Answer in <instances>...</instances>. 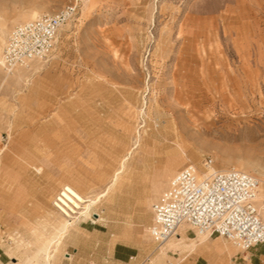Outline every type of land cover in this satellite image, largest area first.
<instances>
[{"label": "rangeland", "instance_id": "obj_1", "mask_svg": "<svg viewBox=\"0 0 264 264\" xmlns=\"http://www.w3.org/2000/svg\"><path fill=\"white\" fill-rule=\"evenodd\" d=\"M66 8L48 61L0 65L2 260H41L63 185L99 194L132 152L92 208L98 220L76 219L78 237L102 229L133 246L137 264H264L263 247L216 235L152 261L159 246L148 234L170 178L206 155L214 170L258 177L264 199V0H0V36ZM183 232L185 243L196 237Z\"/></svg>", "mask_w": 264, "mask_h": 264}, {"label": "built area", "instance_id": "obj_2", "mask_svg": "<svg viewBox=\"0 0 264 264\" xmlns=\"http://www.w3.org/2000/svg\"><path fill=\"white\" fill-rule=\"evenodd\" d=\"M70 15L66 8L15 25L2 49V67L12 71L48 61L59 30ZM212 166L213 158L206 155L200 167L185 165L174 173L152 205L149 236L161 244L186 224L195 233L221 236L243 250L264 248V221L257 204L258 179L234 168L211 173Z\"/></svg>", "mask_w": 264, "mask_h": 264}, {"label": "bare ground", "instance_id": "obj_3", "mask_svg": "<svg viewBox=\"0 0 264 264\" xmlns=\"http://www.w3.org/2000/svg\"><path fill=\"white\" fill-rule=\"evenodd\" d=\"M39 16H41V15H38L37 13H33L30 16V19H34V18H37ZM2 43H4V39L2 36H0V44H2ZM1 54H2V51H1ZM0 65L2 66L1 55H0ZM1 151H2V149H0V152ZM131 153L132 152H128L123 156V158L120 161L119 167L116 169V171L114 172V174L112 176L110 183L99 194H96L92 197L90 195L86 196V195L81 194L79 191H77L74 187H72L70 185H67V184L63 185V187L59 190V192L57 193L55 200H54L55 206L57 207L56 209H58V211H59L58 212L59 217L56 220V222L54 223L55 225L53 226L52 233H50V235L48 237H46L45 241H43L41 243V245L39 246V251H40L39 255L40 256H38V257L41 258L40 263L37 262V260H36L34 264H49L51 262V260L56 257V254L59 252L60 246H62V244L64 243L65 238L75 230L76 219L80 216L92 217V214H93L91 212L92 208L101 200V198L110 194L109 192H111L113 185L117 182L120 173L122 171H124L125 163L130 158ZM187 165H194V164L190 163ZM241 167H242V169H246L249 172L252 171L251 167H245V166H241ZM211 169L212 168H210V172L216 171L214 169H212V170ZM234 169H236V167ZM251 175H253V174H251ZM253 176H255V175H253ZM256 178L258 179V177H256ZM258 181H259V179H258ZM259 187H260V184H259ZM259 201L260 202L264 201V199L259 196V188H258L257 204H258L259 211L261 213ZM261 203L263 205V202H261ZM263 207H264V205H263ZM151 210H152V207H151ZM183 227H187V225L182 224L180 226V228L177 230V232L174 233L169 239H167L165 242H163L161 244L157 243V246H159V251L153 256V258L151 259L152 261L163 260V258L167 257V252L169 250L174 251L177 248V246L181 247V251L187 252V250L192 249L198 242L202 241L207 236H209L208 233L196 232L195 233L196 237L189 240V242L185 243V240H187L186 239L187 237L183 232ZM219 237H221V236H219ZM152 241H154V240L152 239ZM231 242H233V241H231ZM235 245L240 248V246H238L237 244H235Z\"/></svg>", "mask_w": 264, "mask_h": 264}, {"label": "crops", "instance_id": "obj_4", "mask_svg": "<svg viewBox=\"0 0 264 264\" xmlns=\"http://www.w3.org/2000/svg\"><path fill=\"white\" fill-rule=\"evenodd\" d=\"M93 219L98 220L96 218ZM78 229L76 225L75 230L65 238L62 244V246L68 243L76 244V247L73 246V253L66 252L64 246H60L56 257L49 264H137V256L135 255L133 246L118 241L111 242L110 235L106 231L96 227H85L84 229L81 227V234L78 237L76 234ZM82 230L84 231L83 234L87 235L83 245ZM183 231H185V227H183ZM197 247L196 244L193 249ZM66 253H69V256H66ZM39 260L37 259V262L40 263L41 260ZM34 263L35 260H32L31 264ZM0 264H8L2 260L1 254ZM13 264L18 263L13 262Z\"/></svg>", "mask_w": 264, "mask_h": 264}, {"label": "water", "instance_id": "obj_5", "mask_svg": "<svg viewBox=\"0 0 264 264\" xmlns=\"http://www.w3.org/2000/svg\"><path fill=\"white\" fill-rule=\"evenodd\" d=\"M65 255H66V256H69V253H66Z\"/></svg>", "mask_w": 264, "mask_h": 264}]
</instances>
